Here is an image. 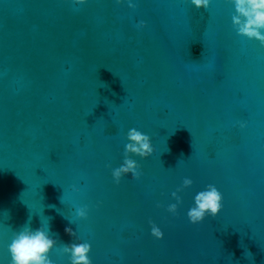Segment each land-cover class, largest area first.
<instances>
[{"label": "water", "instance_id": "1", "mask_svg": "<svg viewBox=\"0 0 264 264\" xmlns=\"http://www.w3.org/2000/svg\"><path fill=\"white\" fill-rule=\"evenodd\" d=\"M132 3L0 0V264L25 224L49 225L53 264L82 242L92 264H264V45L229 0ZM131 128L154 153L117 184ZM209 184L222 211L193 224Z\"/></svg>", "mask_w": 264, "mask_h": 264}, {"label": "clouds", "instance_id": "2", "mask_svg": "<svg viewBox=\"0 0 264 264\" xmlns=\"http://www.w3.org/2000/svg\"><path fill=\"white\" fill-rule=\"evenodd\" d=\"M74 5H83L87 0H72ZM118 4L124 3V0H116ZM235 7V14L232 17L233 27L237 34L247 37L249 40H257L264 45V0H229ZM191 3L197 9H208L211 0H191ZM129 7L135 9L136 4L132 0H128ZM78 11L79 9H74ZM146 23L140 21L137 27H145ZM241 124V127H244ZM127 139L130 141L125 145L124 162L121 166L113 169V177L117 184L121 179L131 174L134 179H139L142 175L140 165L131 158V155H137L142 158H148L153 155L154 147L152 138L137 130L131 128L127 133ZM193 180L185 178L183 187L172 193L177 203L170 204L168 211L176 214L178 206L182 203V198L178 192L183 188L191 187ZM223 208V195L218 188L213 185H207L206 190L200 191L195 195L194 206L187 213L189 220L193 224L202 223L206 217H216ZM79 218H87V207H80L76 210ZM70 221V220H69ZM72 223V221H70ZM151 234L157 239H163L164 233L155 222H151ZM65 232L71 236H75L76 232L71 227L65 228ZM57 245V239L52 237L49 225L47 228L41 225L37 229H32L28 224L22 226L19 230L14 231L8 250L11 256L10 264H53L50 258L52 250ZM92 246L90 243H71L62 246V252L69 254L71 264H92L90 252Z\"/></svg>", "mask_w": 264, "mask_h": 264}]
</instances>
